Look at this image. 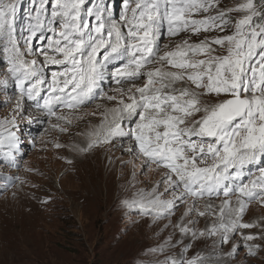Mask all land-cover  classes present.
<instances>
[{
	"label": "snow or ice",
	"instance_id": "snow-or-ice-1",
	"mask_svg": "<svg viewBox=\"0 0 264 264\" xmlns=\"http://www.w3.org/2000/svg\"><path fill=\"white\" fill-rule=\"evenodd\" d=\"M20 4L0 0V88L18 90L11 114L0 117V154L14 161L20 151L19 121L32 123L25 102L61 133L97 118L77 133L83 144L71 151L127 138L125 152L148 170L165 169L151 189L124 199L126 208L159 218L184 204L179 232L219 236L222 244L256 227L243 215L252 201L264 204V0H32L18 32ZM174 37L179 41L164 42ZM105 84L131 86L109 94ZM193 212L215 220L197 231L188 226L195 221L184 222ZM258 247L248 245L249 254Z\"/></svg>",
	"mask_w": 264,
	"mask_h": 264
},
{
	"label": "rangeland",
	"instance_id": "rangeland-1",
	"mask_svg": "<svg viewBox=\"0 0 264 264\" xmlns=\"http://www.w3.org/2000/svg\"><path fill=\"white\" fill-rule=\"evenodd\" d=\"M237 2L223 0L225 6ZM32 7V0H21L16 16L18 32L24 31ZM3 71L4 64L0 62V75ZM114 85L105 84V91L113 94ZM17 92L14 86L0 88V117L11 114ZM30 103L25 102V107L32 123L19 121L21 144L16 159L0 154V264H165L167 258L186 260L198 253L209 254L210 264L223 256L229 264H264V204L255 200L249 203L243 222L256 227L238 229L227 244H222L219 236L182 235L175 225L186 210L184 204H178L172 215L157 218L122 203L136 189H151L162 179L165 169L153 165L148 170L141 159L125 152L127 138L115 139L86 154L71 151L72 145L83 144V137L77 133L85 131L89 123H97V118L85 117L61 133L50 127L42 111L29 108ZM94 110V104L84 109ZM55 143L64 147L56 148ZM64 157L73 163L69 165ZM45 200L48 203H43ZM212 200L214 204L220 202L215 197ZM214 220L194 212L184 218L185 223L195 221L188 226L197 231L209 227ZM28 232H34V237ZM247 235L257 239L246 241L243 236ZM248 245L259 247L249 254ZM233 248L235 252L229 255Z\"/></svg>",
	"mask_w": 264,
	"mask_h": 264
},
{
	"label": "bare ground",
	"instance_id": "bare-ground-1",
	"mask_svg": "<svg viewBox=\"0 0 264 264\" xmlns=\"http://www.w3.org/2000/svg\"><path fill=\"white\" fill-rule=\"evenodd\" d=\"M108 85V84H107ZM123 85V84H122ZM115 87H118V86H121V85H114ZM128 88V87H127ZM79 144H81V143H79ZM107 150V149H106ZM109 151V150H108ZM106 157V156H105ZM110 160V159H109ZM96 168V167H95ZM95 187V186H94ZM98 187V186H97ZM95 194H97V195H99V193H95ZM152 219V218H151ZM36 226L35 227H37V223L35 224ZM40 226V225H39ZM38 226V227H39ZM4 229V228H3ZM2 229V230H3ZM1 230V229H0ZM30 231H32V229L30 230ZM3 235V234H2ZM27 235H31V236H33L34 237V232H28V234ZM36 237H37V235H36ZM180 237V236H179ZM32 238H28V240H31ZM32 241V240H31ZM191 242V241H190ZM189 242V243H190ZM179 244V243H178ZM191 244V243H190ZM187 246V245H186ZM217 251V250H216ZM211 253V252H210ZM209 254H202V253H198L196 256H201V257H203L204 258V264H210L211 263V260L209 259V258H207V256H208ZM195 256V257H196ZM222 257V256H221ZM226 257V256H225ZM224 256H223V258H221V259H219V260H217L216 261V264H229L228 263V260H227V258H225ZM173 258V257H172ZM175 259V258H174ZM190 259V258H189Z\"/></svg>",
	"mask_w": 264,
	"mask_h": 264
},
{
	"label": "trees",
	"instance_id": "trees-1",
	"mask_svg": "<svg viewBox=\"0 0 264 264\" xmlns=\"http://www.w3.org/2000/svg\"><path fill=\"white\" fill-rule=\"evenodd\" d=\"M258 1V0H257Z\"/></svg>",
	"mask_w": 264,
	"mask_h": 264
}]
</instances>
